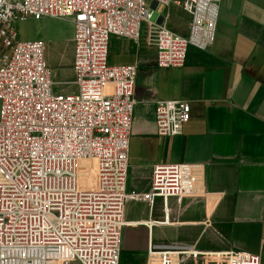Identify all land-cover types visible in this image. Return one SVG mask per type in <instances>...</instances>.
<instances>
[{"label": "built area", "instance_id": "obj_1", "mask_svg": "<svg viewBox=\"0 0 264 264\" xmlns=\"http://www.w3.org/2000/svg\"><path fill=\"white\" fill-rule=\"evenodd\" d=\"M220 2L0 0V264H120L130 199L154 207L193 194L184 166L172 163L152 167L147 193L128 192L137 68L108 66V50L112 38L138 43L146 26L156 66L182 68L190 48L214 45ZM172 4L190 18L186 36L167 26ZM155 12L162 24L152 21ZM47 18L73 24L74 93H54L46 43L20 38L19 23ZM155 120L159 137H180L190 106L160 102ZM93 170L94 187L82 188ZM202 255L151 244L147 264ZM207 256L211 264H261L260 256L233 250Z\"/></svg>", "mask_w": 264, "mask_h": 264}, {"label": "crops", "instance_id": "obj_2", "mask_svg": "<svg viewBox=\"0 0 264 264\" xmlns=\"http://www.w3.org/2000/svg\"><path fill=\"white\" fill-rule=\"evenodd\" d=\"M64 23L74 37L73 24ZM73 57L60 58L72 73ZM107 64L137 68L131 192L147 193L152 167L161 163L183 165L193 190L154 207L129 200L120 264H147L151 244L205 254L187 264H211L207 255L225 250L264 264V0H221L214 45L190 48L182 68H158L146 33L138 43L112 38ZM167 101L190 106L177 138L156 132V106Z\"/></svg>", "mask_w": 264, "mask_h": 264}, {"label": "rangeland", "instance_id": "obj_3", "mask_svg": "<svg viewBox=\"0 0 264 264\" xmlns=\"http://www.w3.org/2000/svg\"><path fill=\"white\" fill-rule=\"evenodd\" d=\"M167 26L169 29L183 35L187 29L189 17L182 11L179 5L172 4L168 12ZM157 12L153 15V22L159 19ZM65 20L47 18L36 22L29 20L18 24V32L22 40H42L47 45L46 59L48 67L52 71V78L55 83L53 91L55 94H70L76 91L72 85L74 73L71 67H66L61 61V56H73L74 37L67 35ZM146 33V41L149 46L153 45L154 31L150 27L143 26L142 35ZM68 36V37H67ZM185 36V35H183ZM95 184L94 170L82 177L80 186L82 188H93ZM132 174L131 168L128 176V192H131Z\"/></svg>", "mask_w": 264, "mask_h": 264}, {"label": "water", "instance_id": "obj_4", "mask_svg": "<svg viewBox=\"0 0 264 264\" xmlns=\"http://www.w3.org/2000/svg\"><path fill=\"white\" fill-rule=\"evenodd\" d=\"M154 9H155V8H154ZM158 22H159L160 24H162L163 19L159 17Z\"/></svg>", "mask_w": 264, "mask_h": 264}, {"label": "bare ground", "instance_id": "obj_5", "mask_svg": "<svg viewBox=\"0 0 264 264\" xmlns=\"http://www.w3.org/2000/svg\"><path fill=\"white\" fill-rule=\"evenodd\" d=\"M127 223V222H126ZM127 225H128V223H127Z\"/></svg>", "mask_w": 264, "mask_h": 264}]
</instances>
